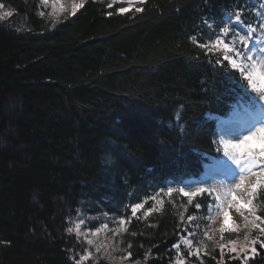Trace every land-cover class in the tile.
Returning a JSON list of instances; mask_svg holds the SVG:
<instances>
[{
  "label": "trees",
  "instance_id": "obj_1",
  "mask_svg": "<svg viewBox=\"0 0 264 264\" xmlns=\"http://www.w3.org/2000/svg\"><path fill=\"white\" fill-rule=\"evenodd\" d=\"M262 1L145 0L143 12L121 14L85 0L54 22L38 0H0L12 13L0 19V264H75L85 248L91 264H111L68 231L96 227L102 212L125 219L131 261L175 264L178 243L184 264H243L186 255L188 217L205 200L183 220L168 202L147 217L130 206L198 175L218 154L216 118L234 102L264 104L190 39L206 43V22L237 11L258 30ZM247 264H264V248Z\"/></svg>",
  "mask_w": 264,
  "mask_h": 264
},
{
  "label": "snow or ice",
  "instance_id": "obj_2",
  "mask_svg": "<svg viewBox=\"0 0 264 264\" xmlns=\"http://www.w3.org/2000/svg\"><path fill=\"white\" fill-rule=\"evenodd\" d=\"M128 2L130 5L135 2L143 5L145 0H128ZM45 3H47V0H45ZM3 7L4 5L0 4V8ZM83 7L84 0H79L78 3L76 0H73L71 15H75L77 9ZM109 7H112V5L109 4ZM61 10L67 11V9L63 8ZM128 11H130V8L123 6L118 8V12L121 14ZM135 11L137 13L143 12L144 8L138 6L135 8ZM11 15V12H6L3 16H0V19H4L5 16ZM107 15L111 16L112 12H108ZM261 15L264 16V12H262ZM206 25L209 30H212L214 27L218 28V33H213L214 38L210 37V43H200L196 36L190 37L192 42L203 52L209 54L217 53L214 63L220 66L218 70H226L229 65L231 69L239 70L241 77L247 81L248 87L258 94L259 100L264 101V67L258 66L257 64V60H260L262 54H264V39H258L257 47H251L257 29L253 28L251 23L246 24L242 20L239 11L234 13V19L230 20L228 23L215 25L214 23L206 22ZM237 25H239V28L236 27ZM240 29H244L245 31L241 33ZM260 29L264 30V22L260 23ZM253 141L264 146V123H261L258 128H250L247 135H243L241 138L221 141L224 157L231 160L232 163L240 169L242 174L239 177V182L235 184V190H231V199L227 202L222 212L223 219L218 228L220 233L219 241L209 235V231H204L203 233L208 240H211L213 244L219 247L221 259L224 258L225 249H227L228 253L235 254L231 259L240 260L243 264H247L250 253L256 252V245L264 248V217L257 215L256 206L253 203L254 199L257 197L258 189L264 188V147H253ZM219 159L225 163L222 157H219ZM243 173L247 175H243ZM236 190H240L239 196ZM180 191L184 196L188 197L189 202H191L192 197L203 193L205 189L200 188L195 192H187L184 189H180ZM167 192L171 194L173 189L168 188ZM233 206L234 213L238 214L237 219H242L243 223L242 225H238L234 220L233 226L230 228L227 225V221L230 218L228 209H232ZM142 207L143 205L140 203L133 205L131 214L135 216L137 211ZM196 207L199 208L200 205L197 204ZM181 220H183V216H181ZM188 222L191 226L194 223V218L189 216ZM124 223L125 221L121 219L120 224L123 225ZM68 231L71 232L72 230L68 229ZM239 231L243 232L242 239L237 237V239L228 240L226 244L221 242L224 240V233ZM254 231L257 235H252ZM188 237L191 238H184L183 240V243L188 246L186 255L199 257L202 249H206L207 246L204 244V241L194 244V231H188ZM93 243V240H87L88 245H92ZM108 247H113V245L110 244ZM128 247L130 248L131 245ZM173 248L177 253L175 264H184V259L181 256L180 244H173ZM100 250V246L97 245L96 251L100 252ZM205 254H207V252H205ZM91 256L92 253L85 248L79 258L75 259V264H83L86 260L91 264L89 259ZM130 256L131 253H129V257ZM126 258L127 257H121V259ZM213 258L215 259V257ZM137 264H139V262H137ZM201 264H203L202 261Z\"/></svg>",
  "mask_w": 264,
  "mask_h": 264
},
{
  "label": "rangeland",
  "instance_id": "obj_3",
  "mask_svg": "<svg viewBox=\"0 0 264 264\" xmlns=\"http://www.w3.org/2000/svg\"><path fill=\"white\" fill-rule=\"evenodd\" d=\"M85 1V0H84ZM107 3V7L109 4L112 7L118 8L123 6L126 8H130V11H134L136 7L139 6L138 2L129 4L128 0H100ZM79 2V0H78ZM40 6V14L44 16L46 19H50L54 22L60 21L64 18H67L71 15V6L73 0H38ZM67 9V11H62L61 9ZM79 9V8H78ZM77 9V11H78ZM76 11V12H77ZM129 12V11H128ZM264 12V7H263ZM0 15H3V11L0 9ZM230 18H226L221 24L228 23ZM260 22H264V16L259 20ZM239 28V25L236 26ZM261 30V29H260ZM245 30L240 29V32L243 33ZM218 33V28H213V33ZM213 33L211 38H214ZM231 39V37H230ZM258 39H264V30H261V34H258ZM257 40L253 39L251 47H257ZM206 43H210V39L206 41ZM239 62V61H238ZM258 66L264 67V54H262V58L257 60ZM239 71V70H238ZM233 114L237 118V122L234 127V139L241 138L243 135H247V132L250 128L256 127L258 128L261 123H264V106L256 105L254 107H247L240 104L233 105ZM260 123V124H259ZM238 129V130H237ZM237 130V131H236ZM236 131V132H235ZM221 137L218 135V153L222 157L223 154V145L221 143ZM253 147L260 148L264 147L257 144L255 141L252 142ZM243 175H247L243 173ZM165 186L163 188H159L155 190L152 195L145 198L142 202H138L143 205L141 209L137 211L143 217H147L152 215L153 213L161 212L163 208L167 206V202L170 205L169 207L175 210L178 213L179 220H181V216H185L188 206L193 202V200L199 199V201L205 200L204 204L199 203L200 207L198 209L197 216L194 220V228H195V241L194 244H198L200 241H204V244L207 246L206 249H202L200 256L202 255H213L215 252L220 253L219 247H217L211 240H208L204 235V231H209V235L213 236V238L219 241L220 233L218 228L220 226V222L223 219L222 212L228 201L231 199V192H225L223 195V199L225 203L221 204L218 202L216 194L213 191L214 181L211 179H207L203 177V175H199L197 177L186 178L182 181H174L171 179L166 180ZM172 188L173 192L168 194L167 189ZM203 188L205 191L200 193L197 196L191 198V202H189V198L184 196L180 189H184L187 192H195L197 189ZM263 188L258 189V194L256 199H254L253 203L256 206L257 215H261V211L264 209V202L261 200L260 193ZM137 204V203H135ZM130 206L132 208L133 205ZM229 213L234 212V206L232 209H228ZM232 214V213H231ZM230 214V218L227 221L228 227L233 226V218ZM101 221L97 224L96 227L90 228L86 225H81L80 223H75L71 227V234L76 239H79L82 243L92 248V250L98 254L99 256L108 259L111 264H143L140 261H131L129 258V253L127 252V246L124 238V234L127 233V224L125 219L122 216L116 214H107L106 212H102ZM232 217V218H231ZM123 219L125 223L123 225L120 224V220ZM230 220V221H229ZM243 221L240 219V223H236L238 225H242ZM198 226V227H197ZM79 233V234H78ZM252 235H257L254 231ZM243 238V232H226L224 233V240L222 243H227L228 240ZM191 238V237H190ZM93 240L92 245L87 244V240ZM113 245V247H108V245ZM97 245L100 246V252L96 251ZM82 252V251H81ZM207 252V254H205ZM225 253L227 249H225ZM230 255H235L234 253H228ZM121 257H127L126 259H121ZM192 261V260H191Z\"/></svg>",
  "mask_w": 264,
  "mask_h": 264
},
{
  "label": "bare ground",
  "instance_id": "obj_4",
  "mask_svg": "<svg viewBox=\"0 0 264 264\" xmlns=\"http://www.w3.org/2000/svg\"><path fill=\"white\" fill-rule=\"evenodd\" d=\"M76 2L78 3V0H76ZM236 122L237 118L232 112L227 118L221 119L218 122V135L221 137L222 141L234 139V129L232 128ZM222 158L225 163H223L219 158H216L211 163L205 165L204 172L201 174L203 177L214 181L213 191L216 194L218 202L221 204L225 203V199H223L225 192L227 193L231 192V190H235V184L239 182V177L242 174L240 169L233 164L231 160L224 157V151ZM236 192L239 196L240 190H236ZM231 213V216L234 217L233 221L235 220L236 223H240V219H237L238 214H235L232 211Z\"/></svg>",
  "mask_w": 264,
  "mask_h": 264
}]
</instances>
